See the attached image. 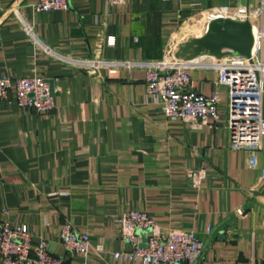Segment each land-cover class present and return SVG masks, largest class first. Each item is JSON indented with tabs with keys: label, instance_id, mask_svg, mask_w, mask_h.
<instances>
[{
	"label": "crops",
	"instance_id": "crops-1",
	"mask_svg": "<svg viewBox=\"0 0 264 264\" xmlns=\"http://www.w3.org/2000/svg\"><path fill=\"white\" fill-rule=\"evenodd\" d=\"M259 1L130 0L109 7L106 0H69L66 10L37 12L38 0H0V75H41L53 82L57 102L40 115L14 98L0 100V222L26 226L71 264H142L115 258L128 249L117 218L140 211L163 230L202 239L204 264H264V138L254 159L231 147L229 93L218 89L215 72L193 71L192 89L208 96L219 90L222 119L217 128L194 129L164 115L159 99L147 95L143 71L91 75L48 58L10 11L18 7L40 40L62 54L159 60L172 40L182 46L205 34L207 9ZM189 169L206 171L200 189L191 186ZM66 222L89 234L86 255L61 243Z\"/></svg>",
	"mask_w": 264,
	"mask_h": 264
},
{
	"label": "built area",
	"instance_id": "built-area-1",
	"mask_svg": "<svg viewBox=\"0 0 264 264\" xmlns=\"http://www.w3.org/2000/svg\"><path fill=\"white\" fill-rule=\"evenodd\" d=\"M130 0H106L107 6L126 5ZM170 1V0H167ZM69 0H38L37 12L66 10ZM26 35L43 51L69 66H75L95 75L103 68L141 70L144 72L147 95L155 96L169 119L183 120L194 129L216 127L221 121L219 90L212 95L192 89V73L209 70L217 74L216 85L229 93L227 127L231 147L249 152L255 158L262 149L264 138V0L253 7L219 6L206 10L205 33L209 24L219 18L249 20L256 28L255 51L250 58L227 55L217 58L202 54L194 58H181L178 52L181 40H172L165 55L159 60H105L85 59L66 54L44 44L33 25L20 18L19 9L11 7ZM257 42V43H256ZM12 98L19 107L29 108L40 115L52 113L57 106L51 82L34 74L25 77L0 75V100ZM191 186L200 189L207 176L204 169H189ZM121 240L127 250L115 253L117 260L140 261L142 264H204L205 242L184 230H163L146 212L130 211L116 220ZM59 238L72 255H86L93 247L89 234L78 231L71 223L60 227ZM95 250L102 253L104 246ZM0 257L3 264H71L53 255L45 240L35 241L26 226L0 222Z\"/></svg>",
	"mask_w": 264,
	"mask_h": 264
},
{
	"label": "water",
	"instance_id": "water-1",
	"mask_svg": "<svg viewBox=\"0 0 264 264\" xmlns=\"http://www.w3.org/2000/svg\"><path fill=\"white\" fill-rule=\"evenodd\" d=\"M254 43L253 25L249 20L219 18L209 24L203 36L193 38L180 46L178 56L194 58L208 54L222 58L233 54L250 58ZM51 87L54 94L53 82ZM262 193H264V186ZM252 202L253 200H249L248 203Z\"/></svg>",
	"mask_w": 264,
	"mask_h": 264
},
{
	"label": "bare ground",
	"instance_id": "bare-ground-1",
	"mask_svg": "<svg viewBox=\"0 0 264 264\" xmlns=\"http://www.w3.org/2000/svg\"><path fill=\"white\" fill-rule=\"evenodd\" d=\"M254 28H255V27H254ZM254 28H253V29H254ZM253 35H254V34H253ZM255 36H256V28H255ZM255 36H254V37H255Z\"/></svg>",
	"mask_w": 264,
	"mask_h": 264
},
{
	"label": "rangeland",
	"instance_id": "rangeland-1",
	"mask_svg": "<svg viewBox=\"0 0 264 264\" xmlns=\"http://www.w3.org/2000/svg\"><path fill=\"white\" fill-rule=\"evenodd\" d=\"M193 37V36H192ZM192 39V38H191ZM227 56V55H226Z\"/></svg>",
	"mask_w": 264,
	"mask_h": 264
}]
</instances>
